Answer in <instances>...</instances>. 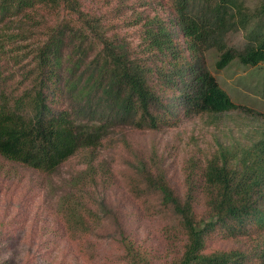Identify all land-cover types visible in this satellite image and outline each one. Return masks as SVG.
<instances>
[{"label":"trees","instance_id":"16d2710c","mask_svg":"<svg viewBox=\"0 0 264 264\" xmlns=\"http://www.w3.org/2000/svg\"><path fill=\"white\" fill-rule=\"evenodd\" d=\"M114 2L96 15L83 0H0L10 175L80 162L57 213L71 239L91 243L85 257L101 240L117 246V264H264V112L234 103L205 58L213 49L216 69L264 61V6ZM133 222L153 223L166 246L135 239Z\"/></svg>","mask_w":264,"mask_h":264},{"label":"rangeland","instance_id":"374dc122","mask_svg":"<svg viewBox=\"0 0 264 264\" xmlns=\"http://www.w3.org/2000/svg\"><path fill=\"white\" fill-rule=\"evenodd\" d=\"M243 2L251 10L254 7L264 6V0H243ZM83 3L92 12H96V15L113 9L115 5L114 0H83ZM111 12H108L110 19ZM258 20L260 18L255 17L250 22L248 26L250 30L255 28ZM242 36L241 32L229 34L230 43L241 45ZM205 58L217 82L234 103L264 112V61L249 65L234 58L221 69H216L213 49L205 53ZM197 125L202 123L196 121L195 133L197 131L201 133L203 126ZM188 128L184 138L194 133L195 127L191 123L188 124ZM234 129L237 134V125ZM164 140L170 144L177 143L179 138L177 134L171 133L165 134ZM110 158L106 153L105 160ZM16 167L18 173L11 176L9 171L11 168L14 170L13 164L5 162L0 157V264H117L109 262L119 251L111 242L94 241L90 248L94 251V256L85 257L84 254L91 243L71 239L65 232V227L57 213L63 198V190H68L76 183L75 177L80 169V162L71 164L70 160L66 161L41 177L39 174L22 170L17 165ZM5 168H8L7 172L4 171ZM117 187L122 188L121 185ZM121 194L122 191L118 189L110 193L108 198L117 203ZM130 227L135 239L142 241L145 246H154L157 249L166 246L161 232L153 223H149L147 228H144L141 223L133 222ZM144 232H147V239L143 238ZM38 251L43 255H38ZM30 256H33V259ZM28 257L29 260L23 262ZM107 259L108 261L105 262Z\"/></svg>","mask_w":264,"mask_h":264}]
</instances>
